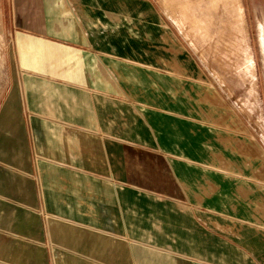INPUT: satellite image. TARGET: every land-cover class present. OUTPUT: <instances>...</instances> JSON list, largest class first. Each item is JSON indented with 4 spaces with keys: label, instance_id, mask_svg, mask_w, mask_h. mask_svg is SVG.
<instances>
[{
    "label": "crops",
    "instance_id": "obj_1",
    "mask_svg": "<svg viewBox=\"0 0 264 264\" xmlns=\"http://www.w3.org/2000/svg\"><path fill=\"white\" fill-rule=\"evenodd\" d=\"M157 12L0 0V264H264V152Z\"/></svg>",
    "mask_w": 264,
    "mask_h": 264
},
{
    "label": "rangeland",
    "instance_id": "obj_2",
    "mask_svg": "<svg viewBox=\"0 0 264 264\" xmlns=\"http://www.w3.org/2000/svg\"><path fill=\"white\" fill-rule=\"evenodd\" d=\"M147 1L138 0L140 12H154L156 20L161 23L159 10L166 19L184 45L177 50L192 62L197 71V90L213 92L218 104L230 110L236 125L244 129L242 134V130L233 125V136L249 137L264 152V38L259 32L264 25V0ZM170 74L172 77L164 92H183V81L174 71L170 70ZM5 81L6 72L0 62V101ZM155 82L157 88L158 82ZM194 86L191 81L189 87ZM190 93L184 96L186 104L194 97ZM203 98L212 101L205 95ZM221 123L209 124L208 132L215 143L211 146L216 150L231 145L230 139H220L215 135V131L220 130L227 137L231 136L227 131L229 128L226 130ZM178 126L181 131L184 129L182 125ZM205 135L204 129H200L197 135V142L203 148Z\"/></svg>",
    "mask_w": 264,
    "mask_h": 264
},
{
    "label": "bare ground",
    "instance_id": "obj_3",
    "mask_svg": "<svg viewBox=\"0 0 264 264\" xmlns=\"http://www.w3.org/2000/svg\"><path fill=\"white\" fill-rule=\"evenodd\" d=\"M262 38H264V25L261 26Z\"/></svg>",
    "mask_w": 264,
    "mask_h": 264
}]
</instances>
